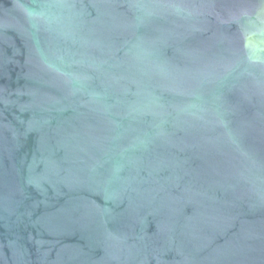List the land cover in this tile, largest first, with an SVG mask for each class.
Segmentation results:
<instances>
[{"label":"water","instance_id":"obj_1","mask_svg":"<svg viewBox=\"0 0 264 264\" xmlns=\"http://www.w3.org/2000/svg\"><path fill=\"white\" fill-rule=\"evenodd\" d=\"M0 264H264V0H0Z\"/></svg>","mask_w":264,"mask_h":264}]
</instances>
